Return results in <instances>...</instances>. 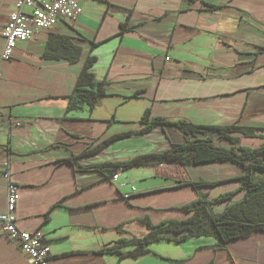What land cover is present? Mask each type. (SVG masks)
Wrapping results in <instances>:
<instances>
[{
  "label": "crops",
  "instance_id": "obj_1",
  "mask_svg": "<svg viewBox=\"0 0 264 264\" xmlns=\"http://www.w3.org/2000/svg\"><path fill=\"white\" fill-rule=\"evenodd\" d=\"M77 1L76 22L34 32L0 64V167L11 163L19 186L18 228L43 235L52 264H264V232L225 249L212 237H198L153 244L152 253L139 259L99 253L123 238L146 236L143 218L154 225L189 219L192 214L174 209L201 194L211 202L230 193H237L232 202L242 200L241 167L93 168L187 143L176 129H156L105 144L140 130L147 112L152 118L264 130V0ZM15 5L0 0V55ZM68 44L81 50L76 62L45 57L50 46L60 53ZM89 57L96 59L92 71L106 82V96L93 109L69 111V96ZM262 135L233 136L259 148ZM117 172L120 178L113 181ZM200 181L214 186L188 185ZM6 184L0 175V213ZM228 205L212 209L220 214ZM124 223L127 235L106 230ZM0 264H28L18 243L2 235Z\"/></svg>",
  "mask_w": 264,
  "mask_h": 264
},
{
  "label": "trees",
  "instance_id": "obj_2",
  "mask_svg": "<svg viewBox=\"0 0 264 264\" xmlns=\"http://www.w3.org/2000/svg\"><path fill=\"white\" fill-rule=\"evenodd\" d=\"M60 53L50 46L45 57L58 59L62 56L71 62H76L81 56V50L68 44ZM96 59L89 57L76 81L73 92L69 96V111H76L83 106L93 109L106 96V82L96 79L92 68ZM141 129L123 135H118L107 141L124 139L131 136H142L153 130L161 129L167 132L176 129L188 138L183 145L172 144L168 151L150 155H143L119 164H105L93 167L101 172L127 170L135 167H155L159 165L198 166L208 163H223L241 167L244 174L237 178L241 183L238 193L245 192L242 200L232 202L237 193H230L209 201L208 195L201 194L199 198L187 205L174 210L192 214L184 221L171 220L154 225L148 217L140 220L147 226L149 232L143 238L131 236L123 238L109 247L99 251L102 255H111L125 259H139L151 254L153 244L168 241L182 243L198 237H212L218 241L217 247L225 249L233 240L250 238L256 232H264V180L257 179L264 176V146L254 148L244 146L240 134L247 138H263L264 130L245 128L235 123L228 126H208L191 123L189 121H172L165 118H152L149 112L140 120ZM98 147L85 155H92L99 151ZM73 162V161H71ZM188 185L199 190L202 187L214 186V183L200 181ZM230 203L225 210L217 214L213 211L214 204ZM124 223L120 226L106 229L127 235Z\"/></svg>",
  "mask_w": 264,
  "mask_h": 264
},
{
  "label": "built area",
  "instance_id": "obj_3",
  "mask_svg": "<svg viewBox=\"0 0 264 264\" xmlns=\"http://www.w3.org/2000/svg\"><path fill=\"white\" fill-rule=\"evenodd\" d=\"M80 15L81 8L77 0H16L15 11L1 34L4 47L0 55V64L11 60L18 45L27 42L34 32L50 31L61 22L74 23ZM11 166V163H7L0 167V175L7 182L6 207L5 211L0 213V235L18 243L28 264H52L50 249L43 235L39 232L21 230L16 224L20 194L19 186L12 179ZM119 178L118 172L112 175L113 181ZM124 185L131 186V183Z\"/></svg>",
  "mask_w": 264,
  "mask_h": 264
}]
</instances>
